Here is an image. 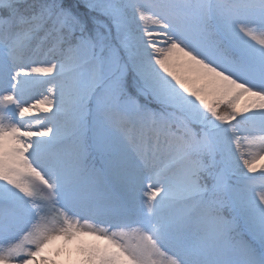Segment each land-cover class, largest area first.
Masks as SVG:
<instances>
[{
    "label": "snow or ice",
    "instance_id": "6c2138e0",
    "mask_svg": "<svg viewBox=\"0 0 264 264\" xmlns=\"http://www.w3.org/2000/svg\"><path fill=\"white\" fill-rule=\"evenodd\" d=\"M0 264H264V0H0Z\"/></svg>",
    "mask_w": 264,
    "mask_h": 264
}]
</instances>
